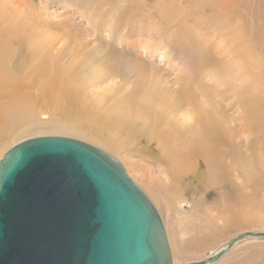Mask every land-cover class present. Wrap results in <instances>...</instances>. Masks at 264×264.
I'll list each match as a JSON object with an SVG mask.
<instances>
[{"label": "rangeland", "instance_id": "374dc122", "mask_svg": "<svg viewBox=\"0 0 264 264\" xmlns=\"http://www.w3.org/2000/svg\"><path fill=\"white\" fill-rule=\"evenodd\" d=\"M16 1L23 6L27 21L38 25L36 32L57 49L52 53L62 57L63 65L52 63L48 69L50 74L40 76L38 87H32L28 82L19 87V92H25L24 100L34 104V112L32 118L23 123L24 127L0 135V158L14 145L37 137L61 136L91 145L93 141L88 135L53 127L59 125L58 120L75 123L79 117L87 118L85 106L81 98L73 94L71 83L68 84L71 90L67 96L68 105L54 102L57 95L65 93L63 78L71 81L70 74L74 71L80 76H89L90 64L97 62L100 56L111 64L102 65L100 74L122 66V60L127 58L137 64L138 56L148 57L145 60L147 66L157 73L160 70L161 75L164 72V77L175 85L176 72L169 63L170 57L183 68L199 67L203 49H207V53L215 52V46H219L220 23L223 20L229 22L226 30H229V97L234 85L246 77L243 96L249 111L241 122L240 118L236 120L237 111L229 107L228 182L223 181L219 171L199 161L182 174L176 185L166 184L182 194L180 207L167 208L161 199L157 201L152 188L156 180L158 184L165 181L162 172L168 154L164 123L160 125L164 128L146 134L141 132L138 138L124 132L129 146L127 143V149L118 155L94 142L92 146L118 160L132 182L149 198L163 222L175 264L204 260L245 232H264V0ZM177 11L181 17H189L192 21L182 29L186 39L177 36L182 40L170 42L166 36L160 38L154 30L167 27L169 14L177 18ZM57 43L62 45L57 46ZM181 44L185 55L173 48ZM25 47L23 45L22 50ZM94 50L99 54L96 55ZM207 53L204 54L208 58L207 64H215L217 68L219 59L209 57ZM13 56L14 52L11 60ZM30 58L31 53L24 51L21 60H25L26 66ZM25 70L31 71V64ZM220 74V77H228L225 73ZM133 89L135 98L143 99L137 93L136 85ZM93 91L101 92L102 89L98 85ZM45 93L49 94L45 96ZM4 105L5 98L0 94V109ZM129 140L134 143L130 144ZM147 172H151V178L146 176ZM155 191L160 194L158 189ZM202 212H207L206 217ZM216 264H264V240L242 241Z\"/></svg>", "mask_w": 264, "mask_h": 264}, {"label": "bare ground", "instance_id": "6f19581e", "mask_svg": "<svg viewBox=\"0 0 264 264\" xmlns=\"http://www.w3.org/2000/svg\"><path fill=\"white\" fill-rule=\"evenodd\" d=\"M167 11L169 12V9ZM175 13L177 18L171 13L166 19L167 27L154 30L160 34L158 35L160 38L166 36L170 42L182 40L177 36L186 39L182 29L192 22L189 17L185 19L181 17L178 11ZM26 17L21 3H17L16 0H0V83H3L0 86V94H3L6 102V105L0 109V135L7 134L17 127H24L23 123L32 118L34 104H28L24 100L25 92H19V87L27 82L32 87H38L40 76L50 74L48 69L52 63L63 65L62 57L52 53L57 49L49 44L47 38L41 37L36 32L38 25L33 21H27ZM228 28L229 22L223 20L220 23L222 37L217 40L219 46H215V52L207 53L208 50L203 49L204 54L219 59L217 68L215 64H207L208 58L204 54L200 55L202 57L198 60L199 67L193 69L190 66L188 69L179 66L175 59L170 57L169 63L176 72L173 82L175 85L164 77V72L161 75L160 70L157 73L154 68L147 66L145 60L148 57L138 56L137 64L127 58L122 60L120 68L116 66L115 69L102 74L99 68L105 64L111 65L110 62L106 63L101 56L97 58V62L91 64L89 62V76L85 77L81 74V77L77 71H74L70 74L71 81L63 78L65 93L57 95L54 100L56 104L65 102L68 105L67 96L71 93L68 84L71 83L73 94L81 98L85 106L87 118L79 117L75 123L67 119L58 120L56 122H59V125L54 124L53 127L66 129L78 135H88L89 140L94 144L101 145L106 151L108 149L118 155V152L127 149L128 140L124 137V132L138 138L141 132L146 134L159 130L163 127L160 125L164 123L168 154L162 172L165 181L158 184L156 180V184L152 183V188L157 201L161 199L167 208L180 207L182 194L171 188L172 185L166 184L176 185L182 174L191 170L199 161L212 170L219 171L223 181L228 182L226 176L229 173V107L237 111L236 120L239 121L240 118L241 122L249 111L243 96V85L248 80L246 77L234 85L231 90L232 95L229 97V30L226 32ZM23 45L26 47L22 50ZM173 48L179 54L185 55L182 44ZM26 50L31 53L29 60L31 71L25 70L29 64L26 66L25 60H21ZM98 50L100 51L99 48ZM13 52L14 56L11 60ZM98 54L96 52V55ZM147 54L150 55L148 51ZM221 72L228 77H220ZM211 81L212 84H209ZM102 84L105 85L101 87ZM98 85L102 91H93ZM129 85L131 89L126 88ZM133 85H136V91L143 96V99L135 98ZM132 143L134 142L130 144ZM146 176L151 178V172H147ZM155 189H158L160 194ZM196 205L199 206L198 203ZM206 214L207 212L203 213L205 217Z\"/></svg>", "mask_w": 264, "mask_h": 264}, {"label": "water", "instance_id": "95a60500", "mask_svg": "<svg viewBox=\"0 0 264 264\" xmlns=\"http://www.w3.org/2000/svg\"><path fill=\"white\" fill-rule=\"evenodd\" d=\"M245 232L204 260L216 264ZM0 264H175L157 210L110 154L67 137L27 139L0 159Z\"/></svg>", "mask_w": 264, "mask_h": 264}]
</instances>
